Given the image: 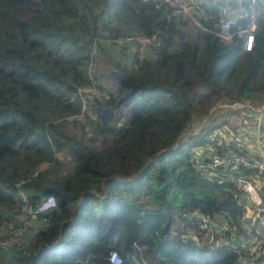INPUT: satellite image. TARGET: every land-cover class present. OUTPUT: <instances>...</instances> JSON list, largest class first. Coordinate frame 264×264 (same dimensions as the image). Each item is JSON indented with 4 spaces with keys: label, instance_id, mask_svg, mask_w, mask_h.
Instances as JSON below:
<instances>
[{
    "label": "trees",
    "instance_id": "trees-1",
    "mask_svg": "<svg viewBox=\"0 0 264 264\" xmlns=\"http://www.w3.org/2000/svg\"><path fill=\"white\" fill-rule=\"evenodd\" d=\"M202 4L208 17L195 22L171 19L159 0H0V229L21 224L22 195L35 209L46 196L58 200L37 215L21 251L0 247V264L34 255L35 264H112L111 251L123 264H242L236 249L248 235L235 186L198 170L192 151L218 127L260 124L248 110L210 111L224 101L264 104V4L249 52L240 37L249 21L228 36L225 4ZM154 35L161 44L143 59L115 42ZM92 80L99 94L78 119V90ZM195 118L207 121L190 133ZM242 171L263 181L260 224L264 176ZM197 210L227 225L225 244L197 236L188 222Z\"/></svg>",
    "mask_w": 264,
    "mask_h": 264
},
{
    "label": "built area",
    "instance_id": "built-area-1",
    "mask_svg": "<svg viewBox=\"0 0 264 264\" xmlns=\"http://www.w3.org/2000/svg\"><path fill=\"white\" fill-rule=\"evenodd\" d=\"M171 6L169 17L171 19H192L195 22L200 18L208 17L206 7L202 4L203 0H159ZM208 3H224L225 6L221 10L220 28L226 31L228 36L232 25L239 20H248L246 28L240 30L242 38V48L244 51H252L256 42V32L259 27L258 13L256 8L263 3L264 0H206ZM116 46L127 45L132 49H136L140 59H143L150 46L158 47L161 40L157 36H128L124 39L115 41ZM99 43L94 41L92 53H99ZM96 81L88 86L79 88L78 93L83 99V112L78 119L85 116L87 97L97 92ZM245 103L241 102H220L211 110V116L220 112V108L226 107V110H240ZM259 117H264V104L261 107L253 109ZM257 132L256 144L257 149L249 148L239 133L231 132L228 135L216 130L209 141L202 149L204 150L199 155L192 153V160L196 168L208 177L225 183H232L235 186L234 197L237 200V206L240 208V220L242 227L246 232L247 237L241 235L239 237L241 248H237V253L241 256L242 264H264V259L261 258L264 252V231L254 233L259 220L262 219L261 212L263 199L260 194V186L255 185L253 181L256 179L252 174L244 173L242 170H250L256 172L258 176H264V131ZM197 154V153H196ZM22 200L25 203V212L21 216V224H9L4 230L0 229V247L10 249L13 247L17 251H21L24 247V235L31 228L36 232L38 224L36 217L39 213L52 211L58 206V200L55 196H46L41 200L37 208L29 205L25 195H22ZM263 221V220H262ZM261 221V222H262ZM188 222L196 227L197 236L205 234L209 238V242L213 247H219L226 243L227 225H213L211 219L204 212L197 210L188 215ZM259 224V223H258ZM232 231L237 229L232 227ZM197 236H191L192 240H196ZM109 260L112 264H123V259L118 251H111Z\"/></svg>",
    "mask_w": 264,
    "mask_h": 264
},
{
    "label": "rangeland",
    "instance_id": "rangeland-1",
    "mask_svg": "<svg viewBox=\"0 0 264 264\" xmlns=\"http://www.w3.org/2000/svg\"><path fill=\"white\" fill-rule=\"evenodd\" d=\"M94 57H95V55H94ZM97 85V84H96ZM96 94H99V91H98V89H97V92L96 93H94L93 95H96ZM86 106H88L87 104H86ZM256 108H258V107H255V106H253V105H244L242 108H239L240 110H248L249 112H251V111H254L253 109H256ZM227 108L226 107H223V108H220L219 110H221L220 111V113H225V114H223L222 116L225 118L226 116H228L227 115V113L228 112H226V111H228V110H226ZM86 111H87V108H86ZM86 111H85V115H86ZM230 111H233L232 109L230 110ZM211 112V111H210ZM234 112V111H233ZM210 114V113H209ZM255 112H251V119L252 120H258V118H255ZM234 118L236 117V116H233ZM262 119H264V117L262 116L261 117ZM231 119V118H230ZM232 120V119H231ZM248 118H246V119H244V121H243V124L244 125H240V124H242L241 123V120L239 119L238 120V125H237V127H236V129H234V128H232V127H230L229 125H227V126H229V127H227L226 125H224L223 127H218V128H216L215 130H214V132L216 131V130H218V129H220L221 131H223L224 133H226V134H228V135H231V132H237V133H239L240 134V136L242 137V139L244 140V142L246 143V145L249 147V148H251V149H253V150H256L257 149V144H256V134H257V132H260V133H262V131H260L262 128L260 127V124H264V121H260V124L259 123H256V122H254V123H252L251 125H248L249 123H248ZM206 119H198V118H195L194 120H193V122H192V124H191V126H190V128L188 129V132H190V133H198L200 130H202L203 128H204V126H205V123H206ZM236 122V121H235ZM237 123V122H236ZM213 132V133H214ZM187 133V132H186ZM205 146H203V147H201V148H194V150L192 151L193 152V154H195V155H199L200 153H202L204 150H202L203 148H204ZM262 151L264 152V148L262 149ZM197 153V154H196ZM253 183L255 184V185H261V184H263V181H261V180H259L258 182L257 181H253ZM262 224H264V220L260 223V224H258L257 223V225L256 226H258V230H261L259 227L262 225ZM264 234V233H263ZM206 238L208 239V241H209V238L206 236Z\"/></svg>",
    "mask_w": 264,
    "mask_h": 264
},
{
    "label": "crops",
    "instance_id": "crops-1",
    "mask_svg": "<svg viewBox=\"0 0 264 264\" xmlns=\"http://www.w3.org/2000/svg\"><path fill=\"white\" fill-rule=\"evenodd\" d=\"M258 119L261 120V121H264V119H262V118H260V117H258ZM36 223H39L38 220H37V218H36ZM262 225H263V227H264V224H262ZM260 231L263 232L262 230H260Z\"/></svg>",
    "mask_w": 264,
    "mask_h": 264
},
{
    "label": "water",
    "instance_id": "water-1",
    "mask_svg": "<svg viewBox=\"0 0 264 264\" xmlns=\"http://www.w3.org/2000/svg\"><path fill=\"white\" fill-rule=\"evenodd\" d=\"M35 262H36V255H34L31 264H35Z\"/></svg>",
    "mask_w": 264,
    "mask_h": 264
}]
</instances>
